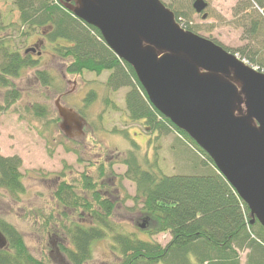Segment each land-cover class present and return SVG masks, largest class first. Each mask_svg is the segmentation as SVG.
<instances>
[{
	"label": "trees",
	"instance_id": "1",
	"mask_svg": "<svg viewBox=\"0 0 264 264\" xmlns=\"http://www.w3.org/2000/svg\"><path fill=\"white\" fill-rule=\"evenodd\" d=\"M11 1L18 14L17 21L6 25L0 16V31L16 33L24 45L19 48L10 44L7 35L0 36V90H4V106L19 98L13 79L25 69H36L34 76L41 86L53 88L55 85L51 72L38 69V50L26 47L35 37L39 46L43 44L51 54L65 60L67 74L87 72L100 76L105 73L103 85L109 93L102 97V103L107 108L118 109L109 94L125 88L122 103L125 122L141 124L150 142L161 135L175 133L180 147L185 146L181 160L192 162L191 157L196 159L189 164L192 167L189 172L167 175L159 168L156 158L150 161L146 156L140 157L139 145L131 140L132 149L107 156V161L100 162L96 178L83 171L78 181L70 182L64 172H59L61 179L56 183L53 198L62 207L60 214L66 224L60 228L65 241L58 243V249L69 264H90L93 245L100 240L108 242L109 252L115 256L111 264H242V253L245 264H264V228L257 220L251 222L247 205L218 172L210 157L148 102L132 67L116 56L95 27L73 14L75 2ZM193 1L173 0L172 6L164 5L180 23L179 18L185 19L192 12ZM232 12L243 28L241 38L248 40V46L234 52L264 73V0H240ZM182 28L191 31L187 22ZM95 93L90 89L84 94L82 107L76 110L77 116L85 122L86 110L96 100ZM29 112L32 119H41L46 109L35 104ZM97 118L102 119L100 115ZM112 131L130 139L126 127ZM77 161L82 160L77 157ZM115 164L125 168L122 174L114 172L112 166ZM20 167L18 156L0 154V189L15 202L25 190ZM122 180L130 181L135 187L134 196L124 198L132 200V208L139 205L138 219L142 223L137 226L149 239L126 232L111 220L116 202L109 184L119 185ZM105 186L110 190L104 189ZM66 210L75 213L80 221L71 220ZM20 234L15 226L0 217V236L4 240V245L0 246V264H51L35 257ZM159 234L169 235L164 245L153 239Z\"/></svg>",
	"mask_w": 264,
	"mask_h": 264
},
{
	"label": "rangeland",
	"instance_id": "2",
	"mask_svg": "<svg viewBox=\"0 0 264 264\" xmlns=\"http://www.w3.org/2000/svg\"><path fill=\"white\" fill-rule=\"evenodd\" d=\"M160 1L171 6L173 2V0ZM205 1L209 4L203 11L206 12V16L202 17V13H196L192 7L193 10L187 18H179L180 27L187 22L193 33L215 41L218 45L235 53V56L240 59L241 56L234 50L248 46V40L241 38L243 28L239 25V19L234 18L232 14L234 6L240 0ZM11 3V0H0V16L4 18L6 25L17 21L18 17ZM16 35L12 31L11 33L8 30L0 31V36H6V39L11 40L10 44L22 48L24 44L20 43ZM35 43L39 44L33 37L26 47H34ZM38 52L40 53L37 57L38 69L51 72L56 80L54 87L41 86L34 76L36 69L31 68L23 70L20 76L13 79L15 88L20 94L14 103L4 106L2 99L4 90H0V154L5 157L18 156L21 159L19 172L22 174L25 187L17 202L0 189V217L15 226L35 257L44 258L51 264H69L58 249V243L65 239L60 228L66 224L60 214L62 207L53 198L56 183L61 179L58 176L59 172H64L66 180L70 182L78 181L79 174L83 171L96 178L100 162L107 161V156H117L119 152L125 153L132 149L131 140L139 145L140 157L146 156L150 161L156 158L159 168L167 175L189 172L192 168L189 164L196 159L191 157L192 162L181 160L185 146L180 147L175 133L161 135L159 139L150 142L141 124L125 122L126 118L122 114L125 88L109 94L118 109L107 108L102 103V97L108 96L107 93H109L103 85L105 73L100 76L87 72L81 75L67 74L65 60L51 54L48 47L41 44ZM241 60L258 70L247 59L241 58ZM90 89L96 92L97 97L86 110L87 120L86 122L83 120L81 131L73 127L66 132L60 128L62 119L58 113V106L72 109L74 114H77L76 110L82 107L84 94ZM35 104L46 109V114L41 119H32V113L29 112ZM99 115L101 120L97 118ZM125 127L130 139L112 131L118 132ZM156 146H158L157 149ZM77 157L82 161L78 162ZM112 167L119 175L125 170L121 164H115ZM119 185L109 184L112 199L116 202L111 220L122 230L136 233L142 239H149V236L140 231L137 226L138 223H142L138 219L140 218L139 205L132 208V200L124 198L126 195L134 196L133 183L122 180ZM110 188L105 186L104 189L110 190ZM77 191L80 193L81 190L78 188ZM86 197L88 198L89 195L86 194ZM64 212L71 220L80 221V218L71 210ZM168 237V234H159L153 239L164 245L169 240ZM109 251L106 240L96 241L93 245L90 264L114 263L115 256ZM240 256L242 264H245L244 253Z\"/></svg>",
	"mask_w": 264,
	"mask_h": 264
},
{
	"label": "water",
	"instance_id": "3",
	"mask_svg": "<svg viewBox=\"0 0 264 264\" xmlns=\"http://www.w3.org/2000/svg\"><path fill=\"white\" fill-rule=\"evenodd\" d=\"M73 1V14L132 67L148 102L210 157L264 228V73L184 30L160 0ZM206 3L192 7L205 17ZM58 113L60 128L81 131L72 109Z\"/></svg>",
	"mask_w": 264,
	"mask_h": 264
},
{
	"label": "flooded vegetation",
	"instance_id": "4",
	"mask_svg": "<svg viewBox=\"0 0 264 264\" xmlns=\"http://www.w3.org/2000/svg\"><path fill=\"white\" fill-rule=\"evenodd\" d=\"M34 48L36 49V50H38V48H39V44H34ZM4 245V243H1V241H0V246H3Z\"/></svg>",
	"mask_w": 264,
	"mask_h": 264
}]
</instances>
